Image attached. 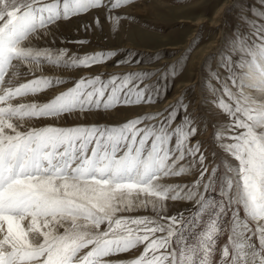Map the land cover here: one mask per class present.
I'll return each mask as SVG.
<instances>
[{"label":"rangeland","instance_id":"obj_1","mask_svg":"<svg viewBox=\"0 0 264 264\" xmlns=\"http://www.w3.org/2000/svg\"><path fill=\"white\" fill-rule=\"evenodd\" d=\"M41 27L40 40L12 50ZM2 34L13 40H0V78L18 50L48 74L13 93L35 97L26 119L62 124L6 137L0 151L11 160L18 142L20 168L35 152L32 169L81 172L80 181L107 187L40 189L49 196L29 189L41 197L16 188L1 195L0 206L18 195L24 209L0 207V214L30 209L58 220L66 234L52 246L59 264H178L197 231L210 264H233L217 162L219 154L233 155L249 211L264 210V0H0ZM119 163L120 179L105 183ZM102 164L108 167L98 172ZM142 168L145 176L134 181ZM4 169L0 182L11 175Z\"/></svg>","mask_w":264,"mask_h":264},{"label":"bare ground","instance_id":"obj_2","mask_svg":"<svg viewBox=\"0 0 264 264\" xmlns=\"http://www.w3.org/2000/svg\"><path fill=\"white\" fill-rule=\"evenodd\" d=\"M48 6H50V5H48ZM222 8H221L220 13L222 12ZM133 10L138 11V8L135 7ZM27 11H30V10H27ZM50 11H52L53 15H56L57 13L60 12L56 5L51 7ZM64 12H68V11L66 9H64ZM222 14L223 13H221V15ZM62 16L63 15H60V17H62ZM41 18H42V16H41ZM33 22H34V20L31 21V23H33ZM54 24H56V23L54 22L51 25H54ZM31 26H32V24H31ZM46 28L47 27H41V28L34 29V31L29 36L27 35L28 37L27 36L24 37L23 42L15 43L17 46H13V45H15V44H13L10 47L13 46L12 50H16L17 48H21L22 46L28 47L29 45L34 43V41L40 40L39 35L42 34V32H45ZM0 40H5L7 42H10L13 40V37H9L6 34H2L0 36ZM0 52H3V50L0 49ZM10 53L11 52L8 51L5 58H7L8 56L10 57V55H9ZM15 54H17V55H16V57H14L11 67H9L10 70L6 71L3 74V76L0 78V148H2L3 145H5V146L8 145V143H5L6 141H3L4 138L6 139V137H7V139L8 138L12 139V137H14L16 135H19L22 137L30 136V135H32V131L39 130L42 127L44 129L45 127H47L46 126L47 124H49V125L55 124L56 126H61V124H62L61 122L57 124L53 121L49 122V121L44 120L46 123H42V122H39L38 120H35V119H31V118L26 119L27 116H30L29 114H30L31 109H33V111H34V109H36V106L32 105V104H34V102H32V100H31L32 98H35V97L30 95V96H24V97L16 98L15 97L16 94H13V93L17 92L18 90H21V89L26 90V87L28 85H30L31 80H32V78H34L35 75L40 77V76H47L48 74L41 69L35 70L34 68H32V67H34V65L30 64L27 61H24L23 56H26V55H23V52L18 50V51H16ZM102 70H104V69H102ZM117 70H121V69L114 68V69L109 70V72L117 71ZM55 75H49V76H55ZM258 76H256V77H258ZM252 77H253V80H256L254 75H252ZM259 80H261V79L259 78ZM262 86H264V82L262 83ZM262 93H263V97H261V98H262V103H264V91ZM262 93H261V95H262ZM41 94H47V93L43 92ZM3 98L4 99L8 98L9 100L3 101L4 100ZM42 98H44V97H42ZM15 107H18V108H15ZM77 113L78 112H76V114ZM52 120H54V119H52ZM55 120L59 121L57 119H55ZM8 141H10V140L8 139ZM18 144L19 143L17 142L15 149H14V151L16 152V155L13 153V151H11L9 149V155L14 156V157H11V160H9L8 158L6 159L5 150L0 151V172H1V169L5 168L4 169L5 171H9L11 173L10 178L5 176L6 179L7 178L8 179L6 181H4L2 184H0V199H1V195L4 192H6V191L12 192L16 188H19V190L21 188L22 192H27V190H28L30 192V195L29 194H27V195H29V196L34 195L36 197L37 196L36 194H38V193H36V194L32 193L33 194L32 195L30 190L40 191V189H41V190H45L46 192L47 191L49 192V190L50 191L51 190L57 191L60 188H68L65 186L69 185V188H71L73 191H75V193H76V191L80 193L81 190H83L85 188H95V187H100V186L104 187V188L107 187V186L101 185L100 183H97V182L96 183L95 182L90 183L89 181L88 182L80 181L79 178L82 174L81 172L77 177L76 176L71 177V176H67V175L66 176H56V175L52 176V175H49V174L43 172L46 168V165H43V167H41V171H38L37 169L36 170L32 169L30 167V165H31L30 162L32 160H34V158H35V160H39L38 157L36 158L35 152H33L32 155L30 154L32 156V160H30V159L27 160L25 158L23 159V161L21 163L22 168H20L19 167L20 162H18L17 165H16L17 162H15L19 158L20 154H22L19 150L16 151V147ZM208 146H210V149H213V146L211 145V143H209ZM6 149H7V147H6ZM18 153H19V155H18ZM45 153H47V152H45ZM45 158L48 159V155H46ZM5 161H9V164L7 165L6 163H4ZM217 164H218V170H219V176L218 177H219L220 181L223 182L224 186H227V189H226V187L223 189V192L220 196V202L221 203H219V204L224 205V208H226V210H228V212H226L224 214V216H225V226L224 227H226V239H227L226 248L229 250V252L231 253V255L233 257V264H264V210H261V212H257V211L250 212L249 211V207L246 205L244 198H243L244 193H243V190L241 189V185H240V183H241L240 176H236L237 175L236 169L239 167V162L235 158H233V155H229L226 153L219 154ZM75 165H72V167ZM107 167L104 164H102L98 168V172L99 171L104 172V170ZM120 167H121L120 163L117 165H114L112 172L110 173L109 177H107V179H106L107 181L105 180L104 182L109 183L110 179L114 180V177H117L120 179L121 175L118 173V170L120 169ZM55 170L56 169L54 168L53 169L54 173L56 172ZM58 170H60V168H58L57 171ZM80 170L81 171L83 170V172H84L86 170V168H81ZM34 172H36V173L40 172V174L39 175L33 174ZM60 174L62 175L61 172L57 175H60ZM0 176H1V174H0ZM141 176H145V169H143V168L141 171L138 172V175H135L134 181H136ZM163 180L167 181V179H160V181H163ZM14 181H17V183H15V184L12 183ZM60 190H62V189H60ZM60 190H58V191H60ZM45 191H42V192L45 193ZM73 191H72V194H73ZM42 192H41V194H43ZM45 194H47V193H45ZM45 194L43 195L44 197H46ZM54 194H53V196H56V197L58 196L57 194L56 195H54ZM58 194H59V192H58ZM3 195H7V194H3ZM50 195L52 196V194H50ZM17 196L18 195H15V196L12 195L11 196L12 200L9 199L6 202H2V204L0 206L2 208V210L7 208V209H9V212H11V213L18 212L16 210H19L20 206L18 205V202L16 201ZM48 196H47V198H49ZM51 196H50V198H51ZM37 197H41V196H37ZM25 199H27V198H25ZM39 199H41V198H39ZM41 200H43V199H41ZM37 201H39V200L37 199ZM44 201L47 202L48 200H43L41 202H44ZM51 201L54 202V200H51ZM41 202H39L41 206L45 204V202H44V204H41ZM13 203H15V204L13 205ZM38 204L36 202L37 206H38ZM56 204H57V206L59 205L58 203H55V205ZM51 205H53V203H51ZM35 206H33V208ZM45 206H46V204L44 205V207ZM48 206H50V204ZM24 207L25 206L20 207V208L24 209ZM40 208L37 207L36 209L39 210ZM42 208H43V206H42ZM56 208H58V207H56ZM7 209H5V210L7 211ZM47 209H45V213L47 212L46 211ZM53 209H55V208H53ZM59 209H61V208H59ZM29 210L25 214H21V215L17 214V215L9 216V217H5L3 215V213L0 214V264H7L8 261L10 260V258H12V257L17 259V261H20V262L26 261L25 264H59L60 262H58V261L60 258L55 257L57 255H54L55 253L53 254L52 246H53L54 242L59 238V236L60 237L62 236L61 239H63L66 236V234L62 231L64 228L62 227V230H61V227H59L61 225H59L58 220L57 221L54 220L53 218H51V216L48 217L49 214L47 217H44L45 216L44 215L43 218H42V215L35 217V215L37 213L40 214V212L38 211L36 213L32 210H30V211ZM42 210H41V212H44ZM51 210L52 209H48V212L49 211L51 212ZM9 212H8V214H10ZM34 213H36V214H34ZM257 213H259V214H257ZM55 216L56 215L54 213V218H55ZM58 217H60V216L58 215ZM63 225L67 226L64 223H63ZM82 229H84V228H82ZM72 231H69V232H72ZM64 234H65V236L63 237ZM201 234H202L201 232L197 231L192 236L188 237L185 240L183 246L181 247V249L179 251L181 258H179L178 264H210L209 260H208V255H207L208 251L203 246V243H202L203 237ZM69 235H70V233H69ZM67 237L69 238V236H67ZM191 237H192V239H190ZM60 240H59V243L61 244ZM62 241H64V240H62ZM65 241H67V239ZM41 250H45V252L42 255H37ZM62 250H59V251H62ZM65 251H66V249H65ZM94 251H96V249H92L89 252L93 254ZM35 255H37L39 257H36ZM57 258H59L58 261L56 260ZM110 258L108 256H106L103 259L106 261L107 260L109 261V260H111ZM63 259L64 258H62V260ZM82 261L83 260L77 261V263L74 262V264H84V262H82Z\"/></svg>","mask_w":264,"mask_h":264}]
</instances>
